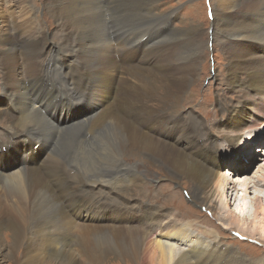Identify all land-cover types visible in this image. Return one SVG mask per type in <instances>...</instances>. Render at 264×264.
<instances>
[{"label": "bare ground", "instance_id": "1", "mask_svg": "<svg viewBox=\"0 0 264 264\" xmlns=\"http://www.w3.org/2000/svg\"><path fill=\"white\" fill-rule=\"evenodd\" d=\"M14 1L17 0L6 1L7 13L0 3V24H3L0 26V70L3 96L7 99L6 108H0V115H6L8 121L7 141L0 142V150H5L9 144H24L25 140L29 143L39 141L43 155L30 164V153H25L20 164L13 169L0 158V264H80L82 260L85 264H102L108 256L113 257L115 264H264V258L248 262L249 259H245L236 248L222 243L216 231H202L203 237L196 236L190 232L189 223L175 224L168 220L167 213L158 208L126 197L130 187L141 182L134 169L123 170L128 181L117 177L122 156L136 158L143 153L156 156L177 173L167 171L168 179L177 181L186 177L189 182L197 184L194 193L197 190L198 197L196 202L189 199L191 203L208 208L216 194L234 198L238 204L233 210L231 206L229 225L248 221L246 200L248 195H253L259 206L254 210L249 230L253 237L256 234L264 238V205L260 204L264 201V167L261 168V176L248 179L240 174L248 167L241 165L231 171L236 181L226 183L224 174H221L223 159L221 163L214 160L215 146L208 138L219 139L222 144L224 141L233 144L238 134L264 125V39L254 36L255 32L264 34V30L257 31L255 26L254 32V26L251 27L246 20L237 21L232 13L238 7L252 9L251 5L240 0H215L221 13L213 22V36L220 40L228 60V84L243 97L227 106L223 137L217 136L216 128L221 119L204 139L201 137L205 127L194 129L195 124L188 121L193 117L191 115L176 116L179 114L176 110L179 98L171 99L174 90H184L194 72L197 56H192L199 46H189L195 50L191 54L184 51L190 45L186 41L199 42L200 34L198 37L195 28H171L170 16L165 13L153 15L151 9L153 23L159 25L157 29L161 27L154 36L158 38L151 43L147 40L141 48L135 47L137 43L133 42L128 49L119 50L110 43L109 24L99 20V3L102 0H60L61 5L56 7V23L62 35L61 43L44 46L40 39L41 26L35 19L38 16L16 25L18 17L13 9ZM106 1L111 9L124 10L121 6L124 2L117 6L120 0ZM131 2L137 6L140 15H144L151 4L147 0ZM259 2L264 7V0ZM20 6L21 15L34 12L26 5ZM51 14H55L53 7ZM84 17L86 20L83 22L81 19ZM115 21L111 22L110 32L116 38L126 30ZM117 50L119 54L115 59ZM53 54L68 55V60L73 62L70 74L73 73L74 81L63 77L72 85L71 88L53 82L55 75H52L58 63ZM79 64L85 67L91 64V67L85 71L77 68ZM41 73L45 77L40 78L36 85L39 78L36 74ZM73 85L94 96L91 97L92 102L88 99L91 104L87 106L88 115L65 124L53 122L51 115L57 107L70 103L69 99L58 97L81 93ZM157 88L161 90L160 99H155ZM128 95L134 99H129ZM152 100L161 104L162 111L146 106L145 102ZM80 126L88 127L84 135L94 134L93 138L108 130L105 134L108 149L116 157V165L104 167L98 172V179H87L77 167H73L75 173L71 175L63 167L65 158L60 156L62 150L55 152L58 140L73 143L74 147ZM255 132L258 136L257 130L251 134ZM81 142L88 141L82 137ZM225 146L233 148L229 144ZM245 146L247 149L250 147ZM246 151L250 153L249 149ZM244 157L247 161L252 155ZM239 159L235 160L237 164L241 162ZM103 194L112 198H104ZM115 203L121 206L120 212ZM132 220L137 224L131 223ZM2 230L7 232L5 238L1 235ZM103 235L108 237L109 247L103 248L102 245L101 248L98 247L101 244H94L101 241Z\"/></svg>", "mask_w": 264, "mask_h": 264}, {"label": "rangeland", "instance_id": "2", "mask_svg": "<svg viewBox=\"0 0 264 264\" xmlns=\"http://www.w3.org/2000/svg\"><path fill=\"white\" fill-rule=\"evenodd\" d=\"M6 1L7 0H0L1 5H3L4 13H7ZM147 1H149L151 4L149 5V8L147 9L144 15L143 14L140 15V13L137 11V6H135L131 2V0L118 1L117 6H119L122 2H124L121 4L124 10L111 9L108 6L107 1L105 2V0H102V3L101 2L99 3L101 8V17L99 18V20H104V22L107 21V23L109 24L107 30L109 32V36L111 40L110 43L112 44L113 48H116L117 46L118 49L120 48L125 50L128 49L129 45L132 44L133 42L137 43L135 44V47H140V48L142 45L144 46L145 44H147V40L149 41V43H151V41H154L156 38H158V36L157 37L154 36L157 35L159 30L161 29V27H158L157 29V26L159 25L156 24L155 22L153 23V20L151 19L152 16L155 14L160 15L161 13H165L167 14V16H170L171 22L169 23V27L171 28H175L178 30L181 29L188 30L191 28H195L198 32V37L200 34L199 42L191 43L190 41H186L188 44L190 43V45H187L184 51V53L186 54H191L193 53V51L195 52V50L194 48H190L189 46L191 45L199 46V50L195 52V56H192V58H195L197 56L194 72L192 73V77H190L189 80L187 81L188 85L186 86L188 87L185 86L184 90H182L181 92L174 90L172 92L171 99H174V97L176 96H178L179 98V103L176 106V110L179 112V114H177L176 116L180 114L182 116H185L187 114L191 115L196 118L195 120V118L191 117L188 120L190 124L193 125L195 124L193 126L194 129L199 127L200 130H202V128L205 127L204 136L201 138L204 139L207 138L206 134L210 133L209 132L210 130L212 131L214 124L217 123L218 120L223 119L221 122H219L216 125L217 136L223 137L224 134L222 132V127L226 123L225 119H226V115L228 114L227 106L242 99L243 94L239 91L235 92V90H233V88L229 86L228 84L229 72H228V64H227L228 60L226 54L221 49L220 40L217 37L213 36L214 35L213 22L217 21L218 19L217 15L221 13V11L218 10L217 8L215 0H147ZM240 1L241 3L243 1L246 3L248 2L249 5H251L252 9L250 8L247 9V7H244V9L238 7L236 10L232 11V13L234 12L233 15L235 16V19H237V21L246 20V22L249 23L251 27L254 26L253 27L254 32H255V26L257 31L260 29L264 30V21H263L264 7L260 5V2L258 3L259 0H240ZM14 2L16 3L14 4L13 9L16 11L18 17L17 18L18 20H15L16 25H21L23 21H28L29 18H35L36 16H38L35 19L38 21L39 26H41L39 29V31L41 30L40 39L42 40V42H44V46H50V45L52 46V44L59 45V43H61L62 35L60 30L57 28V23H56L58 19V12L56 11V7L61 5L60 0H50V1L23 0V2L17 0ZM19 3L26 5L27 7H30L29 9H33L34 12H27L25 13V15H21L19 13V10L21 9ZM52 7L55 9V14H51ZM151 9L153 15L150 13ZM155 11L157 12L155 13ZM96 17L98 18L99 16ZM144 17L145 19H143ZM8 19L11 20L10 18ZM85 20L86 17L81 19V21L83 22ZM112 21H115V23L117 22L116 24L118 26L124 27L126 32L116 36V38L113 37L110 32L112 31L110 29ZM0 26L2 27L3 24H0ZM147 26H149L150 28H148ZM184 34L185 33H183V38L185 39ZM254 36L260 39H264V34L262 33L255 32ZM130 51H134V50L130 49ZM181 51H183V48L181 49ZM118 54L119 51L117 50V52L114 55L115 59H117ZM67 56L68 55H64V54H59V55L53 54V58L55 62L58 63L55 64L56 70H54L52 76L55 75L53 78L54 80L53 82H57L62 85L64 84L69 85V87L71 88L72 85L68 84L66 80L71 78V80L74 81L73 73L70 74L72 72L71 70H73V62H70V60H68L70 57ZM90 67L91 64L86 67L84 64H79L77 66V68H80L81 70L85 69V71L86 68L88 69ZM36 77H39L36 83V85H38L40 82V78L42 77L44 78L45 76L43 75V73H41V75L36 74ZM56 77H58V80ZM63 77L64 78L66 77L67 79L65 80ZM115 85L117 86V84H114V86ZM73 86L77 87L81 91L79 95L76 94L71 97L69 96L58 97V99L61 98L69 99L68 101L72 103V104L68 103V105L64 107V111H63L64 116L70 118L71 122L74 120L75 121L80 120L88 115L89 108L87 106L91 105L89 102H92L91 97H94L92 94L85 93V91L79 86L77 85H73ZM156 92L157 93H155V95H157V97H155V99H160L161 90L157 88ZM3 93L5 92L2 90L1 70H0V108L5 109L6 108L5 105H7V99H5ZM128 98L134 99L133 96L131 97V95H128ZM88 99H91V101L88 102ZM1 101H4V103H1ZM145 104L146 106L150 107L155 111H162V106L157 100H152L151 102H145ZM61 112L62 109L60 108L58 113ZM6 117H7L6 115H0V142L7 141L5 132L8 127L7 125L8 121ZM51 120L55 123H58L57 115L53 116ZM201 123H204V125L206 126L204 125L202 126ZM80 127L81 130L77 133L75 137L74 147H72L73 143L70 144L67 141L61 142L60 140H58V145L56 146L55 152L58 151L59 149L62 150L63 153L61 152L60 156L65 158V160L62 161V163L65 165L63 167H66L65 169H67L68 172L71 173V175H74L75 173L74 171L75 169H73V167L75 168L77 167L81 172L80 174L85 175L87 179L89 180L98 179L99 178L97 177L98 172L101 171L104 167H108V165L112 166L113 164L116 165L114 162L116 157L113 156V154L110 153V149H108V138L105 135L108 130L101 131L96 138H93L92 136H94V134L92 135L86 134V136L84 135L86 131L89 129L88 127H83V126ZM254 130H257V132H259L258 136H256L257 135L256 132L255 134H251L254 132ZM245 131L246 132L238 134L235 140L236 143L234 142L233 144H230L225 141L222 144V141L219 139L217 140L210 137L208 138H209V142L213 143L215 146L214 152L216 153V156L214 160L221 163V158H222L223 161L225 162L233 163V162H237L235 160H238L240 158L239 161L241 162L238 163H240V165H245L248 167L245 170V172L240 174L245 175L244 177H247L248 179H251L252 176L258 177L261 176L263 173V170L261 168L264 167V125L260 127H256L253 130L247 129ZM159 135L162 134L159 133ZM212 135L216 137L215 133H212ZM252 136L253 137L256 136V137L252 138ZM82 137H85L86 141L88 142L82 143L81 142ZM25 141L27 142L25 144L16 145V143H13V145H15L16 147H12L8 149V152L5 151L4 149L2 151L0 150V158L4 160L5 164H8V167L10 169H13V167L16 168L18 164H20L21 159L25 155V153H30V159H29L30 164L34 163V161L36 160L41 159L43 155V148L41 146L42 143L40 144L38 141L37 143L33 144L32 146L33 148L32 147L30 148L29 142L27 140ZM36 144H40V145H36ZM224 144L225 145L229 144L233 148L229 149ZM245 145L251 147L248 148L250 150V153L246 151L248 149ZM88 148H92V149L86 152ZM196 152L197 149L195 153ZM81 153L82 154L86 153L83 156V158ZM251 155L252 158L251 159L248 158L247 161H245L244 156L250 157ZM69 156L71 157L69 158ZM120 159H121L120 162L121 164H119V166L121 171L119 170L120 173L119 172L117 173V177L120 178V180L128 181L129 180L128 176L123 170L134 169L135 172L137 171V175L140 177L141 180L139 184L137 183V186L132 185L130 187L131 190L129 191V193H126V197L129 196L130 199H138L143 203L150 204L155 209L158 208L159 210L162 211V213L165 214L167 213L166 216L168 220L169 221L171 220V222L174 221L175 224L180 223L179 225H182L189 223L190 232H193L192 234L196 236L203 237L202 231L203 232L212 231V230L216 231L220 235L222 243H224L226 246L236 248L238 251L241 252V254L244 256L245 259H249L248 262H251L250 260L264 258V238L259 237L256 234L254 235L255 237H253L249 230L251 218L253 216L254 210L257 208V206H259V202L254 199L253 195H248V198L246 200L248 206V211L246 212V216L248 221L245 224L236 222L234 224L229 225V222L231 220V216L229 214V211L231 210V206L233 210L234 207H236L235 205L238 204V202H234V198H230L229 196L225 198L221 193L216 194L211 201L213 207L212 206H209L208 208H206L205 206L199 207V205L195 203H191L189 201V199H191L194 202H196L197 200L196 197H198L197 196L198 191L196 190L197 193H194L197 184H195L194 182H189L186 177L184 178L179 177L180 179H178L177 181H171L170 179H168L166 174L167 171L170 173H175V174L177 173L174 170H171V168L167 164H164L158 157L153 155L150 156L148 154L143 153L140 157L132 158L129 155L128 156L124 155ZM147 160H151V161L147 162ZM73 161L77 162L76 164L78 165L74 164ZM249 161H251V164H249L250 163ZM227 171L228 170H223V169L221 170V174H224L225 179L227 181L226 183L232 181L235 182L236 179L232 178L234 175H232L231 172H227ZM120 190H122V186H120ZM250 192L253 193V190H250ZM257 193H260V191H258ZM241 194L242 193H240V195ZM103 195L104 198H108L106 194ZM110 198H112L111 195H109L108 199ZM128 201L131 200L128 199ZM111 204L114 205V202H111ZM126 204L131 206V208H134L131 204L129 203ZM260 204L264 205V201H261ZM61 205L63 206L62 203ZM119 207L121 206L115 203V208L119 209L120 212L121 208ZM220 217L222 219H220ZM105 219H107V216H105ZM111 221L114 222V218H111ZM131 223L137 224L135 220H132ZM6 234L7 232H5V230H2L1 235L3 238L6 237ZM243 234H246L248 236H244ZM108 243H110L108 237L106 235H103L102 240L101 241L99 240L94 244L96 245L101 244L98 247L102 248L103 245L104 248L105 246L109 247L111 245ZM81 262L82 263L80 264H85L84 260H82ZM102 264H115V263L113 257L108 256L103 261Z\"/></svg>", "mask_w": 264, "mask_h": 264}]
</instances>
